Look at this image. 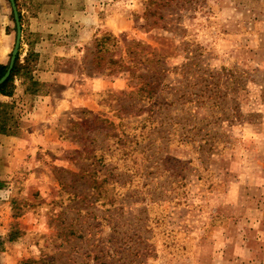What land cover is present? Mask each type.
<instances>
[{"label": "rangeland", "instance_id": "1", "mask_svg": "<svg viewBox=\"0 0 264 264\" xmlns=\"http://www.w3.org/2000/svg\"><path fill=\"white\" fill-rule=\"evenodd\" d=\"M23 1L0 124L27 149L0 181V264H264L260 1L87 0L92 32L66 8L39 31ZM16 36L0 0L6 69ZM128 52L141 64L119 69Z\"/></svg>", "mask_w": 264, "mask_h": 264}, {"label": "crops", "instance_id": "2", "mask_svg": "<svg viewBox=\"0 0 264 264\" xmlns=\"http://www.w3.org/2000/svg\"><path fill=\"white\" fill-rule=\"evenodd\" d=\"M22 2V0H20ZM87 0H83L82 6H77L75 9H68L70 6H66V4H61L62 6H58V11L55 12L56 7V1L55 0H41L38 10L35 12L34 19H31V23L33 26H39V31L42 32H48L51 24L45 23L48 19L52 18V16L56 17L57 24L55 27L58 29V27H62L65 24L64 18H63V10L66 8V12L71 11V17H68L66 20L70 24L78 23L80 26H84V30L88 28L86 23L87 21L91 24H94V27L92 26V29H90V32L95 30V27H97V19L99 17L97 16V13H88V10H86V2ZM24 3L27 4L26 10L29 8L30 0H24ZM91 27V25H90ZM34 30V29H32ZM87 32V31H86ZM31 147V144H30ZM27 146H25V142L23 139L20 138V136L16 134H0V181H3L7 175V172H10L11 170H14V166L16 163H19L22 161V156H24V152L26 151ZM18 161V162H17ZM8 164V165H7ZM7 189H5L4 184H1L0 182V235L1 230L5 228L6 224V217H7ZM4 225V226H2ZM5 233V232H4ZM3 233V234H4Z\"/></svg>", "mask_w": 264, "mask_h": 264}, {"label": "trees", "instance_id": "3", "mask_svg": "<svg viewBox=\"0 0 264 264\" xmlns=\"http://www.w3.org/2000/svg\"><path fill=\"white\" fill-rule=\"evenodd\" d=\"M259 1L261 3V7L264 8V0H259ZM111 39H113L116 42V45H117L116 46V49L119 50V51H122V47L120 46V43H119L118 39L115 38V37H113L112 35L111 36L110 35L104 36V37H102L98 41L97 46L98 47L100 45L102 46L101 48H99V50L100 51H103L105 49V42H107V40H111ZM133 44L134 43L129 44L128 48L131 47ZM136 44H138V43H136ZM120 54H121V56L119 55L118 60L113 61V63H117V65L119 66V69L120 68L121 69L122 68L123 69L124 68H127L128 67V64H129V66L134 65L137 68L141 64L140 60H138L139 59V56L137 54H135V53H132L131 54L130 52H128V56L127 57H125L123 55V53H120ZM18 67L19 66H18V57H17L16 60H15V64H14V67H13V70L11 72L10 77L8 78V80L3 85L0 86V93L7 94L6 93V92H8L7 91V87L11 83V81L13 80V77H14V75H15ZM5 71H6V66L3 65V64H0V78H1V76H3V74L5 73ZM148 85H149L148 84V80H145L144 81V86L142 88H144V90H146L147 92L151 93V90H149L147 88ZM139 91H141V88L138 89V94H139ZM148 98H149V100L151 99L150 96ZM0 134H13V133L8 130L7 126H5L4 123H1L0 124Z\"/></svg>", "mask_w": 264, "mask_h": 264}, {"label": "water", "instance_id": "4", "mask_svg": "<svg viewBox=\"0 0 264 264\" xmlns=\"http://www.w3.org/2000/svg\"><path fill=\"white\" fill-rule=\"evenodd\" d=\"M13 13H14V19H15V23H16V29H17V36H16V42H15V46L14 49L12 51V55L10 58V62L8 64V67L5 71V73L3 74V76H1L0 78V86L3 85L8 78L11 75V72L13 70L14 64H15V60L17 58L18 55V51L20 48V43H21V36H22V29H21V23H20V17H19V13L17 10V6H16V2L15 0H9Z\"/></svg>", "mask_w": 264, "mask_h": 264}]
</instances>
